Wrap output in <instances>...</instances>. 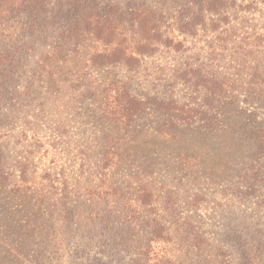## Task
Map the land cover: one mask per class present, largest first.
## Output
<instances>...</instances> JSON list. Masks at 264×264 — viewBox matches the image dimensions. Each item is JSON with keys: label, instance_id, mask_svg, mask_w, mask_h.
Returning a JSON list of instances; mask_svg holds the SVG:
<instances>
[{"label": "rangeland", "instance_id": "1", "mask_svg": "<svg viewBox=\"0 0 264 264\" xmlns=\"http://www.w3.org/2000/svg\"><path fill=\"white\" fill-rule=\"evenodd\" d=\"M160 1L109 4L126 8ZM248 2H254L253 9L240 12L232 27L245 26V36L252 37L248 43L257 46L254 34L264 32V4ZM22 35L27 38L21 24H9L0 33V53L16 47ZM186 47L184 53L161 48L136 73L117 66L106 74L129 81L140 98L173 93L180 103L197 108L205 96L176 81L175 70L190 63L229 75L235 72L234 63L217 34L200 32ZM101 49L94 41L82 48L88 58ZM262 56L255 53L248 59L260 63L264 73ZM237 97L216 106L223 114L217 129L179 125L175 140L158 137L131 147L141 166L139 175L126 164L130 158L115 168L111 182L119 192L104 185L106 205L100 204V210L79 199L83 187L99 181L97 174L86 182L79 175L95 172V133L101 129L83 115L78 93L71 88L47 95L43 89L17 101L11 112L0 113L7 161L2 171L13 175L0 195V264H264L263 151L249 137L250 129L264 127V111L247 101L244 89ZM3 105L8 107L9 100ZM19 162L26 163L25 174ZM122 195L130 199L126 207ZM98 211H105V218ZM245 251L250 260L245 261Z\"/></svg>", "mask_w": 264, "mask_h": 264}, {"label": "trees", "instance_id": "2", "mask_svg": "<svg viewBox=\"0 0 264 264\" xmlns=\"http://www.w3.org/2000/svg\"><path fill=\"white\" fill-rule=\"evenodd\" d=\"M247 1L162 0L155 5L134 3L124 8L109 4L112 0H0V33L9 28V24L18 23L21 33L27 37L22 35L16 47L0 53V113L11 112L17 101L29 99L39 90L46 89L47 95L56 96L71 88L77 92L83 115L101 129L95 133L98 143L94 149L99 155L95 159V172L79 175L86 182L97 174L95 179L99 181H91L83 187L79 199L95 204L96 210H100L104 207L100 204L106 205V198L101 195L107 196L108 189L119 192L111 182V172L115 168L130 158L126 164L134 167L135 175H139L141 166L131 147L158 137L175 140L179 125L217 129L223 123L219 120L223 114L216 106L225 100L237 99L242 89L247 101L264 111V73L260 63L253 64L248 59V56L260 53L264 61V32L254 34L260 48L253 51L251 48L256 43H248L252 37L250 34L245 36L247 28L232 27L233 18L237 20L240 12L253 9L254 2L245 5ZM260 1L264 4V0ZM175 2L177 8L172 6ZM242 30L244 35L240 37ZM200 32L218 35L222 50L231 53L235 72L221 75L190 63L176 69V81L205 96L203 104L196 105L197 108L180 103L173 93L140 98L133 93L129 81L106 74L108 68L117 66L136 73L143 61L155 56L161 48L184 53L187 40L196 39ZM238 38L241 39L238 41ZM88 41L102 47L89 58L82 50ZM87 68L96 70V75L89 73ZM246 80H249L248 84H245ZM11 97H15L14 102ZM7 100L9 106L5 107L3 103ZM162 117L167 119L162 120ZM103 126L110 127L109 132L104 131ZM250 130V140L263 151V161L264 127ZM2 148L0 143V195L13 178L12 173L2 171L7 162ZM19 163L25 174L26 163ZM127 177L130 178L129 173ZM104 185L107 190L103 189ZM141 190L140 186L136 194L139 195ZM120 198L127 200L123 205L126 207L130 199L124 195ZM97 213L106 216L105 211ZM128 218L126 213L125 219ZM250 254L244 252L245 261L251 259Z\"/></svg>", "mask_w": 264, "mask_h": 264}]
</instances>
